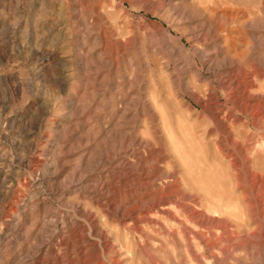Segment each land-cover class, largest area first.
<instances>
[{"label":"rangeland","instance_id":"1","mask_svg":"<svg viewBox=\"0 0 264 264\" xmlns=\"http://www.w3.org/2000/svg\"><path fill=\"white\" fill-rule=\"evenodd\" d=\"M0 264H264V0H0Z\"/></svg>","mask_w":264,"mask_h":264},{"label":"bare ground","instance_id":"2","mask_svg":"<svg viewBox=\"0 0 264 264\" xmlns=\"http://www.w3.org/2000/svg\"><path fill=\"white\" fill-rule=\"evenodd\" d=\"M254 100V99H253ZM247 105V104H246ZM205 108V107H204Z\"/></svg>","mask_w":264,"mask_h":264}]
</instances>
